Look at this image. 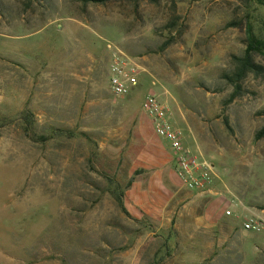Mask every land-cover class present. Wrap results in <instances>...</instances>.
<instances>
[{
  "label": "rangeland",
  "instance_id": "rangeland-1",
  "mask_svg": "<svg viewBox=\"0 0 264 264\" xmlns=\"http://www.w3.org/2000/svg\"><path fill=\"white\" fill-rule=\"evenodd\" d=\"M248 22L264 38V8L247 0H0V264H264V231L205 227L237 230L253 215L264 223V138L255 139L264 77L248 76L231 103L224 78ZM115 53L137 76L119 98L109 89ZM148 94L213 165L211 193L181 188L141 109ZM23 109L36 134L71 130L91 143H33L16 121ZM138 170L127 216L106 178L123 188ZM211 206L220 217L208 216Z\"/></svg>",
  "mask_w": 264,
  "mask_h": 264
},
{
  "label": "built area",
  "instance_id": "built-area-1",
  "mask_svg": "<svg viewBox=\"0 0 264 264\" xmlns=\"http://www.w3.org/2000/svg\"><path fill=\"white\" fill-rule=\"evenodd\" d=\"M136 86L134 65L122 54H113L109 64L111 94L116 98L124 97ZM141 109L151 119L156 136L168 144L172 152L174 175L182 188L198 194L211 193L215 177L213 165L183 145V133L171 122L167 108L154 94H148L141 103ZM229 214L226 212V215ZM241 229L244 232L260 234L264 231V223L253 215L242 223Z\"/></svg>",
  "mask_w": 264,
  "mask_h": 264
},
{
  "label": "trees",
  "instance_id": "trees-1",
  "mask_svg": "<svg viewBox=\"0 0 264 264\" xmlns=\"http://www.w3.org/2000/svg\"><path fill=\"white\" fill-rule=\"evenodd\" d=\"M84 4H94V5H106L114 0H81ZM133 3H136L138 0H129ZM250 3L256 4L262 8H264V0H247ZM263 32H264V26H263ZM246 48L243 51L241 56H236L232 58V64H233V71L230 75H226L224 78L225 80L231 85L233 91L228 99V103L233 102L235 99L240 98L243 96V82L245 79L252 75L254 77H264V68L259 66L255 63L254 57L259 56L264 59V38L260 37L254 30L251 23H247L246 26ZM171 43H166L162 47L161 50L166 49L168 46H170ZM17 123H20V127L24 133V135L27 137L28 140H30L33 143H41L46 144L50 142L51 140L61 138V137H67V138H74L77 136H81L85 138L86 141L91 143V140L84 134L76 133L71 130H52L49 134H36L35 130L37 127V119L34 116L32 112H30L27 109H23L16 119ZM223 124L225 127L228 126L227 119H223ZM264 138V126L256 133L255 139L261 140ZM141 173L140 170L135 171L132 176L128 179L125 186L122 188L114 179L112 178H106V181L108 183V189L107 192L110 194V196L114 199L116 202L119 210L125 214L129 215L125 204H124V194L125 191L130 189V187L133 185L134 180L136 176ZM138 223L141 226L148 227L152 230V225L147 218V216H143L142 220H139Z\"/></svg>",
  "mask_w": 264,
  "mask_h": 264
},
{
  "label": "crops",
  "instance_id": "crops-1",
  "mask_svg": "<svg viewBox=\"0 0 264 264\" xmlns=\"http://www.w3.org/2000/svg\"><path fill=\"white\" fill-rule=\"evenodd\" d=\"M152 122V121H151ZM152 125V124H151ZM152 130H153V125H152ZM190 133V130L188 131ZM186 143V140L185 138L183 139V145ZM168 145V144H167ZM186 146V145H185ZM170 149V148H169ZM171 151V150H170ZM173 162V161H172ZM174 172V171H173ZM175 176V175H174ZM176 178V176H175ZM177 179V178H176ZM178 181V180H177ZM179 182V181H178ZM180 184V183H179ZM181 186V185H180ZM182 188V186H181ZM183 190H185L184 188H182ZM187 193L189 194H196L195 196H198L200 194L196 193V192H191V191H188V190H185ZM208 211V210H207ZM207 213V212H206ZM206 216V215H205ZM208 216L211 218V219H214V218H217V217H220L218 215V213L216 212V209H215V206H212L210 207L209 209V214ZM207 228L210 229L211 232H220V233H225V232H229V233H241L240 235H242V233H244V231H242L240 228H238L237 230L234 228V227H224V226H217L215 224H210V225H207L205 226ZM242 237V236H241Z\"/></svg>",
  "mask_w": 264,
  "mask_h": 264
}]
</instances>
